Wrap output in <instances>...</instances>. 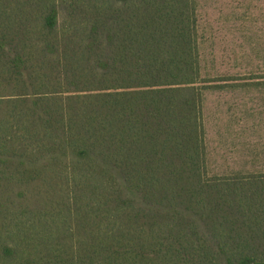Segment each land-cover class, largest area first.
<instances>
[{"label": "trees", "instance_id": "1", "mask_svg": "<svg viewBox=\"0 0 264 264\" xmlns=\"http://www.w3.org/2000/svg\"><path fill=\"white\" fill-rule=\"evenodd\" d=\"M194 0H0V264H264V171L209 175Z\"/></svg>", "mask_w": 264, "mask_h": 264}, {"label": "rangeland", "instance_id": "2", "mask_svg": "<svg viewBox=\"0 0 264 264\" xmlns=\"http://www.w3.org/2000/svg\"><path fill=\"white\" fill-rule=\"evenodd\" d=\"M209 175L264 171V0H194Z\"/></svg>", "mask_w": 264, "mask_h": 264}]
</instances>
